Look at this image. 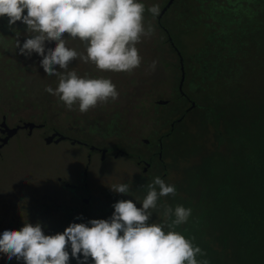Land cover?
Instances as JSON below:
<instances>
[{"label":"rangeland","instance_id":"374dc122","mask_svg":"<svg viewBox=\"0 0 264 264\" xmlns=\"http://www.w3.org/2000/svg\"><path fill=\"white\" fill-rule=\"evenodd\" d=\"M167 1L138 0L145 5V27L151 24L154 32L150 37H143L142 42L136 45L142 63L133 72L100 71L91 62L84 63L80 60L70 64L69 70H75L82 78L110 79L119 92V97L114 102L110 100L108 103L98 104L83 114L78 111V105H74L73 110L69 111L57 97L45 91L46 86L55 89L58 79L48 77L44 72L40 66L42 57L36 53L31 57L19 54L17 41L22 45L29 38L26 25L18 21L9 27V18L0 17V23L7 27V31L0 37V116L10 109V123L25 119L39 124L47 119L45 121L52 128L78 139L94 129L96 136L88 134L92 142H98L99 145L104 143L103 146L117 142V145L125 148H121L124 151L140 152L147 157V145L143 139L154 142L162 132L169 129L167 123L171 124L173 119H177V112L190 105L178 92L181 76L177 53L172 50L167 34L155 26V18L149 17L146 20L147 8L158 4L161 11ZM190 1L176 0L169 7L170 10L168 8L169 11L161 15L162 22L168 24L170 37L184 60L185 84L181 89L198 102L203 92L197 86L195 88L194 83L200 77L201 81L213 79L227 87L237 85V93L247 92L253 101L264 97V53L243 51V56H230L233 63L218 69L219 57L215 55L217 41L209 39L212 34L206 33L202 27L195 29L200 20L193 15L189 18L192 27L185 25L187 18L183 13ZM197 12L195 11V15ZM67 46L86 55V45L79 38H69ZM45 47L47 54V49H54L55 44L46 42ZM262 57L263 66L259 68ZM153 61L157 62L155 71L150 69ZM202 66H210L212 74L202 75ZM158 100L166 103L157 104ZM191 107L193 106L190 105L189 108ZM160 113L164 118H161ZM202 115L201 110H188L185 121L178 124L169 141L168 155L173 156L174 152L178 164L184 161V157L176 151L198 144L206 133L201 123ZM41 130H34L30 134L23 132L24 135L11 140L7 148H4V160H0V236L6 230H21L25 223L33 226L40 223L44 234L49 235L47 227L67 226V219L71 214L84 213L93 219L103 204L112 202L113 206L121 200H127L128 194L115 193L110 189L113 184L127 183L132 189L136 184L134 182L138 180L136 175L141 173V169H135L132 158H108L104 161L93 158L87 167V186L84 192L80 188V183L83 182L76 179L87 165L85 149L65 140L47 144L42 139ZM212 131L207 136V147H212V143L216 142ZM104 132L109 135L103 137ZM196 148L199 150L200 147ZM167 165H171L173 169H167L161 179L166 184L177 181L183 184L181 167L170 164L169 157ZM161 171L160 168L152 169L151 176L146 175L145 179L159 177L158 173ZM59 177L61 181L58 180ZM141 181L144 182L143 177ZM65 183L75 184L79 190L73 194L70 189L64 188ZM133 192L136 196L137 190ZM88 196L90 202L85 205L82 198ZM134 203L140 208L141 203L135 200ZM113 213L114 210L102 212L101 220H109ZM0 264L24 262L15 257L9 261L6 254L0 253Z\"/></svg>","mask_w":264,"mask_h":264},{"label":"clouds","instance_id":"9594fccd","mask_svg":"<svg viewBox=\"0 0 264 264\" xmlns=\"http://www.w3.org/2000/svg\"><path fill=\"white\" fill-rule=\"evenodd\" d=\"M145 10L138 0H0V17L9 18V27L18 21L26 25L29 38L22 45L17 41L19 54H38L47 76L58 79L55 89L46 86L45 91L69 111L78 105L82 114L98 104L114 102L119 92L110 79L82 78L69 70L70 64L80 60L91 62L100 71L128 73L139 68L142 58L136 45L154 32L151 24L145 27ZM147 11L158 16L159 5ZM69 38L85 43L86 55L68 47ZM46 42L55 44L47 54ZM156 65L153 61L150 69L155 71ZM147 188L142 207L121 200L113 205L109 220H91V227L72 223L56 235H45L40 223H25L19 231L6 230L0 236V253L9 261L15 257L24 264H69L70 243L71 257L78 264H88L89 258L94 264H209L197 259L206 255L199 246L172 230L188 221L190 208L165 207L163 215L171 221L167 232L164 224L149 222L158 200L175 196V186L155 177ZM110 189L127 194L130 185L113 184Z\"/></svg>","mask_w":264,"mask_h":264},{"label":"trees","instance_id":"16d2710c","mask_svg":"<svg viewBox=\"0 0 264 264\" xmlns=\"http://www.w3.org/2000/svg\"><path fill=\"white\" fill-rule=\"evenodd\" d=\"M175 2L173 0L164 13ZM186 6L183 13L187 18L185 25L192 27L189 18L193 15L200 20L195 29L202 27L206 33L212 34L210 40L217 41L215 55L219 57L218 69L233 63L230 56H243V51L264 53V0H191ZM147 14L146 20L154 17L148 11ZM154 18L155 26L167 34L180 66L179 48L170 37L168 24L162 22L161 16ZM6 28L0 23V37L7 31ZM259 66H263V57ZM208 73L212 74L211 67L202 66L201 74L207 76ZM198 80L194 83L195 88L197 86L203 92L198 102L183 89L182 92L188 96L186 100H191L187 103L194 104L193 110L203 112L201 123L206 133L198 144L176 151L184 157L180 164L174 152L173 156L168 155L169 141L178 124L185 121V109L177 112V119H180H173V125L167 123L169 129L159 135L163 143L161 159L166 169L158 175L161 178L167 169H173L167 165L169 157L170 164L181 167L183 184L179 181L169 184L175 186V196L161 197L157 209L152 210L149 222L164 224V231L167 232V224L171 221L163 215L165 207L174 209L180 205L190 208L192 214L188 221L172 230L192 240L195 246L206 253L205 256H197L198 260H207L209 264H264V97L253 101L249 93H237V85L227 87L213 79L201 81L199 77ZM160 116L164 118L162 113ZM210 130H213L212 137L216 142L212 143V147H207ZM152 180L145 177L144 182L141 178L136 180L134 187L127 193V200H135L142 207L148 192L147 185ZM135 189L136 196L133 192ZM112 210L114 207L111 202L103 204L93 219L84 213L71 214L67 226L47 227L48 234H62L72 223L91 227L89 221L101 220L102 212ZM67 251L70 255L69 264H78L71 257L70 243ZM88 264H94V261L89 258Z\"/></svg>","mask_w":264,"mask_h":264},{"label":"flooded vegetation","instance_id":"af4514ba","mask_svg":"<svg viewBox=\"0 0 264 264\" xmlns=\"http://www.w3.org/2000/svg\"><path fill=\"white\" fill-rule=\"evenodd\" d=\"M180 76H181V71H180ZM178 92L182 98L186 99L188 97V96L186 97L185 94L183 95V93L180 92V90ZM187 101L190 102L191 100L187 99ZM188 108L184 110L186 114L188 113V110L193 109V107L189 109ZM9 116H11L10 109H7L6 114L4 113L0 116V160L2 161L4 160V156H3L4 148L9 144L11 140L13 139L16 140L18 136L24 135L22 134L23 132L30 134V133H33L34 130L42 129L41 130L42 139L47 144L58 143L62 140H65V141L70 142L72 145H79L80 147L85 149V158H86L87 165H86V168H84L82 174L79 173V176H78L79 178L76 179V180H79L80 182H83V183H80L82 185L80 186V188H82L84 192H86V186H87V183H86L87 167L93 158L94 159L97 158L100 161H104L105 159H108V158H113V159H118L120 157L132 158L134 165H135V169L136 170L141 169V173L136 175V178L138 179L140 178L142 179V177L144 178L146 175L151 176L150 172L152 169L160 168L161 170H163L166 168L165 166H163L164 163L161 159L162 151H163V143H162L160 136H158L154 142H150V140L148 139H143V142H145V145H147V150H148L147 157H145L144 154L140 152L128 151V150L124 151L123 149L125 148L120 143L119 144L121 146L117 145V142L111 143L105 146H103L104 143H102V145H99L98 142H92L90 137L96 136L94 134V131H95L94 129H90L87 132V134L80 136V139H78L76 137H72L71 135L62 132L61 130L59 131L56 130L55 127L52 128V126L45 121L47 119H44L43 120L44 122L39 123V124H35L32 120L28 121L25 119L23 120L17 119L13 122L15 124H13V123L8 122ZM171 125H173V123H171ZM88 134H90L91 136H89ZM52 135L54 136L49 141H46V138ZM107 135L109 134L104 132L103 137H106ZM58 180L61 181L60 177L58 178ZM63 186L64 188L70 189V191L73 194H75L77 190H79L77 189V185L75 184L65 183L63 184ZM82 202L83 204L88 205L90 202V196L85 197V198L83 197Z\"/></svg>","mask_w":264,"mask_h":264},{"label":"water","instance_id":"95a60500","mask_svg":"<svg viewBox=\"0 0 264 264\" xmlns=\"http://www.w3.org/2000/svg\"><path fill=\"white\" fill-rule=\"evenodd\" d=\"M173 0H168L166 5L164 6V8L161 10L159 16H161L164 11L167 9V7L172 3ZM178 55H179V58H180V71H181V77H180V84H179V90L180 92H182V85H183V82H184V66H183V62H182V56L181 54L178 52ZM183 93V92H182ZM157 103L159 104H164L166 103V101H163V100H158ZM194 104L192 103L191 106H193ZM189 109V108H188ZM55 135V134H54ZM54 135L52 136H49L48 138H46V141H49ZM57 141V140H56Z\"/></svg>","mask_w":264,"mask_h":264}]
</instances>
